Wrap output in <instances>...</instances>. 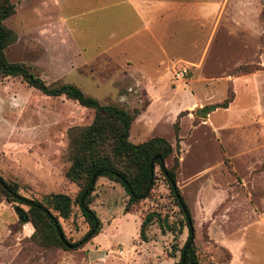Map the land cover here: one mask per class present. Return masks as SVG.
I'll use <instances>...</instances> for the list:
<instances>
[{"label": "rangeland", "instance_id": "1", "mask_svg": "<svg viewBox=\"0 0 264 264\" xmlns=\"http://www.w3.org/2000/svg\"><path fill=\"white\" fill-rule=\"evenodd\" d=\"M10 1L15 14L4 23L16 40L6 48V58L24 63L47 85L72 84L102 105L139 110L131 126L132 143L163 137L175 150L173 124L181 113L176 183L193 220L199 261L264 264V0H199L193 49L178 51L175 34L169 44L154 37L139 44L129 60L115 52L95 57L98 49L119 50L134 22L121 0ZM157 25L165 35L184 32V23L174 17ZM81 53L91 56L82 68ZM239 66L252 72L232 74ZM181 67L189 73L176 83L173 75ZM230 89V113L217 112L211 119L210 113L196 115L197 109L206 112L222 102ZM92 119V110L65 96L48 97L19 78L0 77V177L26 199L69 196L72 213L59 222L70 243L90 226L75 203L78 188L65 178L68 132ZM215 123L222 130L218 134L225 135L217 137ZM226 136L230 142L226 139L224 145L220 139ZM156 173L151 196L130 213L124 211V188L99 178L89 207L100 232L74 251L32 243L31 225L19 222L28 208L0 192V264H178L186 229L162 233L155 220L145 232L146 241L139 234L149 213L166 214L170 221L180 218L158 168Z\"/></svg>", "mask_w": 264, "mask_h": 264}, {"label": "trees", "instance_id": "2", "mask_svg": "<svg viewBox=\"0 0 264 264\" xmlns=\"http://www.w3.org/2000/svg\"><path fill=\"white\" fill-rule=\"evenodd\" d=\"M15 14V5L10 0H0V77L21 79L28 87L34 88L48 97L65 96L78 105L92 110V122L68 132L69 166L65 178L78 188L75 200L82 216L90 228L75 243H70L63 232L59 219H68L74 202L64 194H51L44 202L26 199L0 177V192L7 201L25 205L19 222L30 224L32 233L29 240L43 249L74 251L82 248L100 232V223L95 212L89 207L95 196L96 182L105 177L119 183L128 197L125 213H130L139 202L149 198L157 180L156 168L169 189L170 201L177 207L180 218L170 221L168 215L147 214L140 227V238L146 241V230L156 220L162 233L187 231V238L180 249L178 264H202L197 256L194 243L193 220L180 189L177 186V169L180 147L178 115L173 124L176 133L175 150L163 137H152L142 143L130 141V130L140 111L124 109L117 105L100 104L72 84L47 85L24 63L10 62L5 55L6 48L15 42V33L5 25V20ZM248 66H239L232 74L251 73ZM233 101V92L222 102L210 105L204 110L210 113L216 109H226ZM76 131V132H75ZM175 152V154H174ZM171 161L168 167L166 161Z\"/></svg>", "mask_w": 264, "mask_h": 264}, {"label": "crops", "instance_id": "3", "mask_svg": "<svg viewBox=\"0 0 264 264\" xmlns=\"http://www.w3.org/2000/svg\"><path fill=\"white\" fill-rule=\"evenodd\" d=\"M106 1L109 0H97V2L100 4ZM119 5L127 6L128 12L130 13L131 18L134 22L131 25L129 32L123 35V38L120 39L119 45H121L122 47L119 50H115L114 47H111L99 51V49L97 48L98 50H96L95 52V57L103 55L106 56L109 52H115L118 55L124 56L127 60H129V56L131 55V53L140 48L139 44L144 43L145 41H151L154 39V37H158L164 43L169 44L173 42L172 35L174 34L175 43L177 46H179L178 51L191 50L196 46V35L193 33V30L200 16L199 0H121L119 2ZM169 17L177 18V22L184 23V25L180 26L182 29H184V32H182L181 34L179 32L167 33L166 35L163 33H159L157 23L166 20ZM100 52H102L103 54L101 55ZM164 55H166V57L168 56L166 52L165 54H163V56ZM90 57L91 56L82 53L78 55V66L80 68L88 66L87 62H89ZM168 57L170 58V56ZM168 59H166V61ZM132 67L133 64L131 63L129 65V69H131ZM232 109L231 105L226 109H220V111L219 109H216L210 112V119L211 114L213 118L214 114L217 112L222 111L223 113H230ZM239 112L240 111L235 108V116L238 117ZM207 117H209V113ZM212 128L216 132L217 137L219 134H226H218V132H222V130L217 129L216 123L212 125ZM224 140L230 142L229 136H226L224 139H220V142L225 145Z\"/></svg>", "mask_w": 264, "mask_h": 264}, {"label": "built area", "instance_id": "4", "mask_svg": "<svg viewBox=\"0 0 264 264\" xmlns=\"http://www.w3.org/2000/svg\"><path fill=\"white\" fill-rule=\"evenodd\" d=\"M188 73H189V71L186 67H181L177 71H175V73L173 75V79L176 83L183 81L185 79V77H187Z\"/></svg>", "mask_w": 264, "mask_h": 264}, {"label": "water", "instance_id": "5", "mask_svg": "<svg viewBox=\"0 0 264 264\" xmlns=\"http://www.w3.org/2000/svg\"><path fill=\"white\" fill-rule=\"evenodd\" d=\"M196 115L197 116H203V117H207L208 116V113L207 112H204L202 109H197L196 110ZM19 218H22L21 215L19 216Z\"/></svg>", "mask_w": 264, "mask_h": 264}]
</instances>
